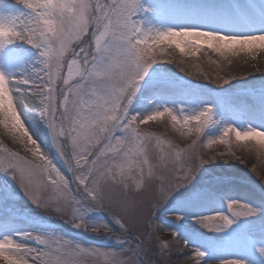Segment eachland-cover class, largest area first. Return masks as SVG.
Returning a JSON list of instances; mask_svg holds the SVG:
<instances>
[{
  "label": "rangeland",
  "instance_id": "1",
  "mask_svg": "<svg viewBox=\"0 0 264 264\" xmlns=\"http://www.w3.org/2000/svg\"><path fill=\"white\" fill-rule=\"evenodd\" d=\"M198 1L205 0H138L133 19L143 31L152 34L182 29L184 27L181 25L171 23L169 18L175 12H169L168 9L181 2L199 5ZM61 2L63 0H0V16L10 17L8 24L13 27L31 26L33 12L27 5H48L40 8V11L48 13L52 6ZM257 2L243 0L242 5L252 7ZM17 5L21 8L17 9ZM68 11L65 9V12ZM42 24L47 25V21L42 20ZM251 24L263 28L256 21L251 20ZM222 28V34L230 29L226 26ZM232 28L243 29L244 26L235 25ZM5 35L6 29L0 25V37ZM205 39L210 40L209 37ZM26 40L25 35L24 39H17L0 49V70L9 77L16 106L33 138L57 169L71 180V173L57 152L45 123L46 114L42 115L40 95L28 94L29 91L35 92L34 88L16 91L17 88L25 87L17 84V80L34 79V70L42 67L43 57L40 53L43 49L28 44ZM183 40L184 37L177 38L176 42L181 43ZM209 42V47L206 44L198 47L181 43L174 47L176 50H172L173 54L163 44L155 47L153 54L160 62L152 65L140 81L139 89L128 105L129 116L143 118L169 108L179 121L173 126L176 122L165 115L139 125V131L145 135L149 158L155 166V175L147 180L142 190H136L130 181L125 187L124 183L113 180L107 173L103 177L94 173L93 179L99 178L97 201L102 212L84 199L74 180L65 197L51 187L36 188L44 205L38 207L25 194L11 171L0 172V239L8 236L35 249L42 245L34 239H26L24 234L62 237L88 248L119 251L128 246L130 251L122 257L124 264H137L135 246L141 242L143 251L140 255L146 251L145 264H178L177 260L184 259L186 256L183 253L188 249L203 251L217 262L225 257L246 264H264V255L258 251L264 249V146L255 140L237 141L234 133L223 136L227 127L241 131L248 128L264 130V55L240 50L221 55L214 49L216 41ZM258 44H264V40H258ZM80 47H85L91 53L88 39L85 38L83 43L76 41L71 45L65 60ZM80 58L83 60V54ZM232 76L236 79L227 84L217 86L215 83L216 77ZM61 88L63 84L57 81V94ZM206 107L213 109V122L203 133L184 134L187 130L180 129V125L185 117H191ZM61 115L62 112L58 110L57 121ZM14 117L15 109L8 97L5 81L0 78V148H8L32 160L31 153L17 139L20 135L17 126L22 125L19 117ZM221 138L227 142L207 147L209 140L219 141ZM255 139L264 141V134ZM193 141H197L195 151L200 158L216 159L199 167L190 183L174 192L156 209L154 206L160 203L157 195L161 187L160 177L171 176L175 169L173 160L183 157V150L189 149ZM60 147L66 156L71 155L73 148L70 140L62 138ZM169 153L167 167L161 166L160 156ZM184 164L193 165L195 160L185 157ZM232 201L255 209V214L233 217L227 207ZM216 214L228 215L233 223L217 231L206 229L198 222L200 218ZM113 216H118L125 223L127 232L120 229L113 221ZM81 219L83 223L77 227ZM94 228L99 231H93ZM116 237H120L121 241ZM164 244L167 247L162 249ZM4 247L0 242V249ZM82 264H103V261L85 257L82 258Z\"/></svg>",
  "mask_w": 264,
  "mask_h": 264
},
{
  "label": "snow or ice",
  "instance_id": "2",
  "mask_svg": "<svg viewBox=\"0 0 264 264\" xmlns=\"http://www.w3.org/2000/svg\"><path fill=\"white\" fill-rule=\"evenodd\" d=\"M27 6L33 12L31 26L13 27L8 24L10 17L0 16V25L6 29V35L0 37V49L17 39H24L25 35L28 44L43 49L40 53L43 57L42 67L34 70L35 78L17 80V84L25 87L17 88L16 91L34 88L36 91H29L28 94L40 95L42 115L46 114L45 123L57 152L71 173V180L51 162L26 127L16 106L9 77L2 70L0 78L5 81L8 97L15 109V117H19L22 125L17 126L20 133L17 139L24 145L26 151L31 153L33 159L28 160L18 152L0 148V172L11 171L13 178L38 207L44 205L36 188L51 187L63 193L65 197L71 190L73 180L84 189L89 199L97 200L100 183L99 178L93 179L94 173H98L99 177L107 173L113 180L124 183L125 187L130 181L136 190H142L147 180L153 178L155 166L149 158L145 135L139 131V125L167 115L171 117L172 122H176L173 123V126H176L179 123L178 118L169 108L153 112L143 118L129 116L128 105L136 95L140 81L148 74L152 65L160 62L153 54L155 47L162 44L171 45L177 38L196 35L207 36L216 41L215 49L221 55L236 50L264 49V44L254 43L257 40H264V33L236 36L195 29L168 30L155 34L145 32L133 19L138 9V0H63L52 6L48 13L40 11L41 7L48 5ZM65 9L69 11L65 12ZM42 20H46L47 25L42 24ZM85 38L88 39L91 53L85 47H80L65 60L71 45L76 41L83 43ZM181 51H184L183 47ZM81 54L83 60L80 58ZM234 79L235 76L216 77L215 83L221 86ZM57 81L63 84L59 94L56 89ZM58 110L62 112L59 121L56 119ZM212 122L213 109L206 107L191 117H185L180 129H186L184 133L186 135L200 134ZM233 133L237 141L255 140L264 146V141L255 139L264 134V130L248 128L241 131L235 127H227L223 131V136L228 137ZM62 138L71 141L73 151L70 156H66L60 147ZM226 142L223 138L219 141L209 140L207 147ZM196 143L197 141H193L189 149L183 150L185 154L183 157L173 160L175 169L170 177H160L161 187L157 194L160 203L154 206L156 209L174 192L190 183L199 167L216 159L200 158L195 151ZM169 155L170 153L160 156L161 166L167 167ZM185 157L195 160V164L185 165ZM227 207L233 217L249 216L256 212L239 201H232ZM237 208L240 210H236ZM112 219L121 230L128 231L118 216H113ZM198 222L206 229L220 231L231 225L233 220L228 215L216 214L200 218ZM82 223L81 219L76 226L80 227ZM93 231L99 229L94 228ZM24 235L26 239H34L42 247L35 249L5 236L0 239L5 245L0 249L2 253L0 264H82V258L85 257L103 261V264H124L122 257L130 251L128 246L119 251L88 248L62 237ZM116 239L121 241L120 237ZM185 245L187 247L186 243ZM166 247L167 244H164L162 249ZM135 249L137 264H145L140 255L143 251L142 242L137 243ZM258 251L264 255V249ZM205 256L206 253L203 251L192 250L184 259L177 261L178 264H202ZM221 264L246 262L229 259L222 261Z\"/></svg>",
  "mask_w": 264,
  "mask_h": 264
},
{
  "label": "bare ground",
  "instance_id": "3",
  "mask_svg": "<svg viewBox=\"0 0 264 264\" xmlns=\"http://www.w3.org/2000/svg\"><path fill=\"white\" fill-rule=\"evenodd\" d=\"M231 1H236V7L232 8L230 3ZM243 0H205V1H198L199 5H195L192 2H181L180 4L176 5L172 9H168L169 12H175L174 16L170 17L169 20L172 24L181 25L182 29H195V30H202L205 32H220L223 26H240L243 27V23L240 20L241 16H246L249 19L259 22L263 25L264 28V19L259 17L260 13H264V0H258L257 4L252 7H245L242 5ZM17 9L21 8L20 5L16 6ZM261 26V25H260ZM177 30H181L180 28ZM239 30V29H237ZM260 31V30H258ZM250 32H246L244 30L241 31L242 35H245ZM207 36H185L182 45H195L198 47H203L206 44L208 47L210 46V40L207 41L205 39ZM181 43H173L171 45L163 44L171 54L175 52L176 45H180ZM254 43L258 44V40L254 41ZM213 46V45H211ZM207 47V48H208ZM215 47V46H214ZM215 49V48H214ZM173 50V52H172ZM216 50V49H215ZM255 53H262L264 55V49H256L254 50ZM204 58V57H202ZM79 185V184H78ZM80 186V185H79ZM81 187V186H80ZM84 199L94 207L96 202L89 199L85 194H83ZM182 245V242L180 243ZM190 245H194L190 243ZM196 247V246H194ZM196 249H188L183 253V255L187 256L190 254V251ZM229 260L223 257V259L219 262L218 260H212L209 256H205L203 258L202 264H208L210 261H215L211 264H221L222 261ZM250 264H253L251 262Z\"/></svg>",
  "mask_w": 264,
  "mask_h": 264
}]
</instances>
